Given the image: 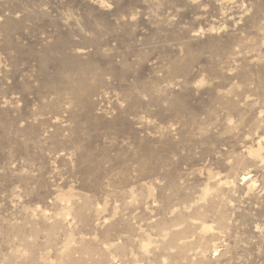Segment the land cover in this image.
Instances as JSON below:
<instances>
[{"label":"rangeland","instance_id":"rangeland-1","mask_svg":"<svg viewBox=\"0 0 264 264\" xmlns=\"http://www.w3.org/2000/svg\"><path fill=\"white\" fill-rule=\"evenodd\" d=\"M0 264H264V0H0Z\"/></svg>","mask_w":264,"mask_h":264}]
</instances>
